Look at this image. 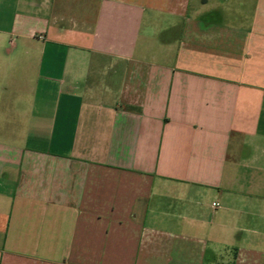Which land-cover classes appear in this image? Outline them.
<instances>
[{
  "label": "crops",
  "instance_id": "1",
  "mask_svg": "<svg viewBox=\"0 0 264 264\" xmlns=\"http://www.w3.org/2000/svg\"><path fill=\"white\" fill-rule=\"evenodd\" d=\"M0 264H264V0H0Z\"/></svg>",
  "mask_w": 264,
  "mask_h": 264
},
{
  "label": "rangeland",
  "instance_id": "2",
  "mask_svg": "<svg viewBox=\"0 0 264 264\" xmlns=\"http://www.w3.org/2000/svg\"><path fill=\"white\" fill-rule=\"evenodd\" d=\"M157 32H160V29L159 30H157L156 32H154V33H157ZM159 38H160V35H159Z\"/></svg>",
  "mask_w": 264,
  "mask_h": 264
}]
</instances>
